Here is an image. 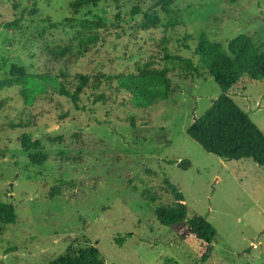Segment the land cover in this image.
<instances>
[{
  "label": "rangeland",
  "instance_id": "374dc122",
  "mask_svg": "<svg viewBox=\"0 0 264 264\" xmlns=\"http://www.w3.org/2000/svg\"><path fill=\"white\" fill-rule=\"evenodd\" d=\"M76 1L0 0V201L17 212L16 223L0 230V264H44L86 246L96 247L105 264H163L168 258L264 264V167L221 159L187 135L221 90L204 70L165 60L168 16L159 0L74 8ZM135 6L158 13L161 24L140 29L142 14L131 15ZM173 8L181 10V22L169 36L172 54L193 57L201 36L227 46L245 34L264 46V0H175ZM86 22L102 26L86 30ZM186 35L190 50L181 45ZM145 63L172 84L168 98L147 109L120 99L76 111L51 89L38 93L35 80L48 71L133 73ZM14 68L25 76L17 78ZM230 96L264 132V82L244 78ZM82 104L91 105L86 96ZM28 133L41 150L22 148ZM40 154L47 162L34 164L31 157ZM170 160H189L192 167L182 170ZM165 176L184 193L189 216H203L217 230L206 263L157 217L171 202L161 189Z\"/></svg>",
  "mask_w": 264,
  "mask_h": 264
},
{
  "label": "trees",
  "instance_id": "16d2710c",
  "mask_svg": "<svg viewBox=\"0 0 264 264\" xmlns=\"http://www.w3.org/2000/svg\"><path fill=\"white\" fill-rule=\"evenodd\" d=\"M100 1L77 0L72 6L74 8L91 4L96 6ZM111 1L118 4L121 0ZM174 4L175 0H159L161 11L168 16V23L165 26L166 45L163 47L165 60L189 70H204L207 76L215 80L221 90L220 96L213 101L206 113L193 120L187 135L204 151L221 159L226 161L250 159L260 167H264V132L230 96L232 88L244 78L264 82V46L256 45L252 37L245 34L230 40L227 46L201 36L196 41L193 57L184 58L181 55L172 54L167 48L170 42L169 36L176 32L181 22V10L174 9ZM139 14L143 16L140 29L156 28L162 22L158 13L144 11L139 6L133 7L131 15ZM116 18L121 20L119 14ZM101 26L102 22H86L83 27L90 30ZM180 41L184 49H191L190 35L182 36ZM13 74L17 78L25 76L21 68H14ZM35 80L38 81V93L51 89L67 99L76 111L84 113L93 112L94 106L109 102L115 104L120 99L123 103H126L128 99L136 109H147L165 101L172 86L164 72L154 68L152 63L138 64L133 73L90 75L68 72L52 74L48 71L38 74ZM124 93L128 94L127 98L124 97ZM85 96L91 105L82 104ZM66 116L65 113L60 119ZM95 122L98 125L104 123L99 119ZM136 123V118H131L132 127L135 128ZM142 125L147 126L148 122H143ZM18 127L21 128V124ZM20 141L26 152L41 150V143L32 140V135L29 133L24 134ZM31 159L34 164H43L48 160L42 154L32 156ZM167 163L177 164L182 170H189L192 167L189 160H170ZM146 175L152 176L157 173L146 170ZM161 189L169 195L171 202L166 208L157 210L159 221L163 226L174 229L178 239L193 247L202 263H206L213 254L217 237L216 228L203 216H189L185 195L170 178L166 176L162 178ZM16 220L15 207L0 201V230L5 231L6 226L15 224ZM105 263L96 247L86 246L77 252L67 253L44 264ZM163 264L179 263L168 258Z\"/></svg>",
  "mask_w": 264,
  "mask_h": 264
},
{
  "label": "water",
  "instance_id": "95a60500",
  "mask_svg": "<svg viewBox=\"0 0 264 264\" xmlns=\"http://www.w3.org/2000/svg\"><path fill=\"white\" fill-rule=\"evenodd\" d=\"M12 187V186H11Z\"/></svg>",
  "mask_w": 264,
  "mask_h": 264
}]
</instances>
